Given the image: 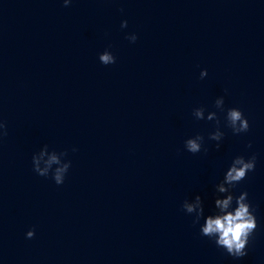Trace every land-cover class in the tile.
<instances>
[{
	"label": "water",
	"instance_id": "95a60500",
	"mask_svg": "<svg viewBox=\"0 0 264 264\" xmlns=\"http://www.w3.org/2000/svg\"><path fill=\"white\" fill-rule=\"evenodd\" d=\"M0 121V264H264V0H0ZM53 150L71 161L61 185L33 170ZM253 154L233 194L258 226L233 258L181 206L198 194L214 213L232 159Z\"/></svg>",
	"mask_w": 264,
	"mask_h": 264
},
{
	"label": "clouds",
	"instance_id": "9594fccd",
	"mask_svg": "<svg viewBox=\"0 0 264 264\" xmlns=\"http://www.w3.org/2000/svg\"><path fill=\"white\" fill-rule=\"evenodd\" d=\"M71 0H63V4L67 7ZM128 26L127 20L121 22V28ZM130 42L134 43L137 40L135 33L126 37ZM99 61L104 65H111L116 62V57L109 50H105L99 55ZM207 70H202L200 73L201 79L207 76ZM215 107L221 112H225L226 126L232 130L234 135L246 133L249 131L250 124L244 113L236 107L224 109V98L218 97L215 100ZM193 116L197 120L207 119L208 121L216 122L215 131L209 134V139L221 141L224 137V132L221 131L219 125L220 120L216 112H208L205 117V109L198 107L193 110ZM7 135L6 124L0 121V138ZM204 137L200 134L190 137L185 140V149L197 154L202 151ZM219 143L216 147L219 148ZM251 147V144L248 145ZM43 149L47 150L45 145ZM52 154L47 162L48 166L40 167L39 157L44 155V151H39V155L34 154L32 157L33 170L40 176L47 177L49 172L52 173V179L57 185L64 183L65 176L71 166V161H64L62 157L66 156V152L51 151ZM57 164L59 167L53 169L52 165ZM256 166L255 154L245 158L243 155L235 156L228 169L226 170L223 180L215 185V191L218 194L214 200L215 212L205 216L204 202L200 195H196L193 200H184L182 209L185 213L194 216L193 223L200 225V234L204 237L212 239L218 248L223 249L229 256L233 258H241L247 254V245L250 238L257 229V218L255 209L248 199L246 191L240 192L239 195L233 194V189L244 179L249 172L254 171ZM203 218V224L200 220ZM35 231L29 230L26 233V238H33Z\"/></svg>",
	"mask_w": 264,
	"mask_h": 264
}]
</instances>
